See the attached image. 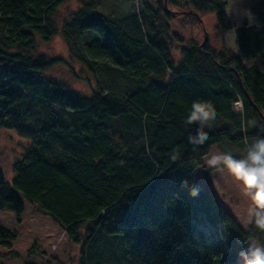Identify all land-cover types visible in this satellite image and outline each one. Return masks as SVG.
<instances>
[{"label":"trees","instance_id":"1","mask_svg":"<svg viewBox=\"0 0 264 264\" xmlns=\"http://www.w3.org/2000/svg\"><path fill=\"white\" fill-rule=\"evenodd\" d=\"M66 1L0 0V126L29 139L10 182L0 169V249L15 258L11 248L37 251L38 262L22 264H43L68 239L80 245L77 264H237L248 240L264 246V232L242 230L194 175L213 146L225 141L242 158L264 136V0L250 8L254 22L238 26L224 0H138L122 19L129 29L82 3L61 33L111 82L89 96L47 76L57 58L35 51L57 32ZM174 9L212 13L220 33L235 27L237 53L187 45L167 25ZM197 100L211 102L217 118L194 146L187 138L199 125L186 117Z\"/></svg>","mask_w":264,"mask_h":264},{"label":"rangeland","instance_id":"2","mask_svg":"<svg viewBox=\"0 0 264 264\" xmlns=\"http://www.w3.org/2000/svg\"><path fill=\"white\" fill-rule=\"evenodd\" d=\"M224 1L226 3L224 12L231 24L238 26L243 22L251 24L254 22V18L250 14V8L254 6L257 2L256 0ZM82 3H92L96 6L97 12L121 22L125 28H127L128 22L125 23L122 19L128 18L133 13H137L140 7H138V0H67L57 8L54 16L57 23V32L48 41L38 39L35 51L46 55L48 58H57L53 65L48 68L47 76L64 81L68 84V89L76 92L78 95L89 96L91 90L96 88V85H111V82L105 78L101 64L92 67V69L88 67L86 57L79 51L81 48L79 43L78 46H75L76 54L71 53L70 50H73L70 40L61 33L63 20L69 18V13ZM172 14H174V19L167 23V25L172 29L173 33L179 34L187 45L192 44L200 48L205 40L213 49L225 47L237 53L235 51V48L237 49L234 37L235 27L232 30L220 33L216 29L217 24L215 23V16L212 13L202 15L201 19L192 17V15H188L187 13L183 14L176 9L172 11ZM179 47L175 42L172 52L176 60L180 57ZM113 81H115L114 87L118 90L122 91L126 86L123 80L116 79V77ZM235 107L240 108L239 102L235 104ZM28 144V138L19 135L13 129L0 126V169L7 182H10L13 176V163L20 158L21 153ZM244 147L246 148V146ZM241 149L244 148L241 147ZM221 150L228 153L231 152L232 154L240 152V149L238 150L237 147L225 141L221 145L213 146L208 154L203 157L202 165L194 172V175L204 184L217 202L230 213L240 228L247 231V227L250 224L246 218L248 199L243 195L239 184L233 180L226 169L211 168L207 164V160L213 154L221 153ZM244 152L245 149L243 150ZM32 211L34 209H28L26 212L28 213L26 214L27 221L24 224L26 230L30 229ZM58 235L59 233H57ZM249 244L258 245L255 241L248 240L244 247ZM79 248L80 245L73 244L66 239L64 244L53 254L55 258L51 256L48 263L44 259L43 264H77ZM11 250L15 251L19 255V258L11 257L8 249H0V263L22 264L23 260L37 261L36 258L38 259L39 257L37 251L31 254L14 248H11ZM236 262L239 264L238 260Z\"/></svg>","mask_w":264,"mask_h":264},{"label":"clouds","instance_id":"3","mask_svg":"<svg viewBox=\"0 0 264 264\" xmlns=\"http://www.w3.org/2000/svg\"><path fill=\"white\" fill-rule=\"evenodd\" d=\"M235 51H237L236 48ZM216 118L217 113L211 102L193 101L186 122L190 125L198 124L199 127L195 135L188 136V143L194 146L203 145L208 140V134L203 129L205 126L210 127L211 122ZM252 124L255 126L254 121ZM172 159L175 160L176 157L173 156ZM207 164L211 168L226 169L233 180L239 184L249 202L246 210L247 222L264 232V136L257 137L246 144L242 158H236L228 152H221L213 154L207 160ZM181 186L188 189V195L191 198H196L200 194L201 189L195 183L189 184L187 180H182ZM237 256L239 264H264V246L249 244L242 248Z\"/></svg>","mask_w":264,"mask_h":264},{"label":"crops","instance_id":"4","mask_svg":"<svg viewBox=\"0 0 264 264\" xmlns=\"http://www.w3.org/2000/svg\"><path fill=\"white\" fill-rule=\"evenodd\" d=\"M254 242V241H253Z\"/></svg>","mask_w":264,"mask_h":264},{"label":"water","instance_id":"5","mask_svg":"<svg viewBox=\"0 0 264 264\" xmlns=\"http://www.w3.org/2000/svg\"><path fill=\"white\" fill-rule=\"evenodd\" d=\"M205 41V40H204Z\"/></svg>","mask_w":264,"mask_h":264}]
</instances>
